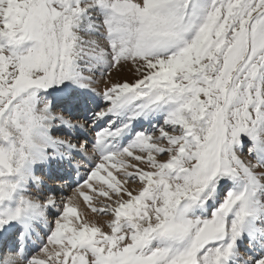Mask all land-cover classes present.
Wrapping results in <instances>:
<instances>
[{"label": "snow or ice", "instance_id": "1", "mask_svg": "<svg viewBox=\"0 0 264 264\" xmlns=\"http://www.w3.org/2000/svg\"><path fill=\"white\" fill-rule=\"evenodd\" d=\"M0 264H264V0H0Z\"/></svg>", "mask_w": 264, "mask_h": 264}, {"label": "rangeland", "instance_id": "2", "mask_svg": "<svg viewBox=\"0 0 264 264\" xmlns=\"http://www.w3.org/2000/svg\"><path fill=\"white\" fill-rule=\"evenodd\" d=\"M101 88L103 87V85L100 86Z\"/></svg>", "mask_w": 264, "mask_h": 264}]
</instances>
